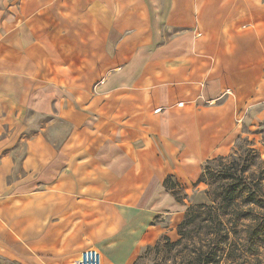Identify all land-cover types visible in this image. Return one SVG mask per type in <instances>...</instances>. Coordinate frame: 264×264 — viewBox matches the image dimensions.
<instances>
[{
	"label": "crops",
	"instance_id": "crops-1",
	"mask_svg": "<svg viewBox=\"0 0 264 264\" xmlns=\"http://www.w3.org/2000/svg\"><path fill=\"white\" fill-rule=\"evenodd\" d=\"M261 77L264 0H0V264H132Z\"/></svg>",
	"mask_w": 264,
	"mask_h": 264
},
{
	"label": "rangeland",
	"instance_id": "rangeland-1",
	"mask_svg": "<svg viewBox=\"0 0 264 264\" xmlns=\"http://www.w3.org/2000/svg\"><path fill=\"white\" fill-rule=\"evenodd\" d=\"M262 82H264V77H261ZM253 98H246L247 103L241 109L237 135L228 153L206 160L202 166V172L205 168L202 178L199 177L195 183L191 184L189 190L183 189L176 180L169 179L168 184L175 186L181 197L188 194V197L185 198L187 205L191 201L196 204L211 205L209 190L212 192L213 188L220 183V176L228 174L226 166L234 164L235 167V162L239 166H249L246 172L249 180L256 182L254 184L259 185V193L264 195V99L253 102ZM251 206L255 213L264 212V209L257 204H251ZM244 208L247 207L244 206ZM233 218L224 216V223L228 230H223L220 237L209 233L207 227H192L190 239L186 238L177 243L180 240L178 225L182 218L174 222V231L167 236L161 237L164 235L163 233L154 243L143 245L132 264H198V256L203 255L205 250L209 252L214 248L217 249V253L214 255L215 260L209 264H264V246L254 247L245 240V233L231 226L236 223ZM158 221L161 220L158 219ZM242 223L246 224L247 220ZM170 231L171 229H168L167 232ZM217 244H219L218 247H216ZM3 264L9 263L3 262Z\"/></svg>",
	"mask_w": 264,
	"mask_h": 264
},
{
	"label": "trees",
	"instance_id": "trees-1",
	"mask_svg": "<svg viewBox=\"0 0 264 264\" xmlns=\"http://www.w3.org/2000/svg\"><path fill=\"white\" fill-rule=\"evenodd\" d=\"M226 167L227 171H229L228 174L220 176V183L213 188L212 192L209 190L212 204H196L191 201L187 206L184 217L178 225L180 240L177 243L182 242L186 238L190 239L192 236L190 229L192 227H207L209 233L215 235V237H220L223 230H228L224 223V216H230L234 217L233 219L236 221L231 226H234L238 231H243L245 233V240L254 247L258 245L264 246V212L255 213L254 208L251 206V204H257L264 209V195L259 193V185L249 180L246 174L248 165L239 166L235 162V167L234 164ZM204 172L205 168L200 178H202ZM169 179L170 176L165 181L166 187L175 194L178 201L185 203V198L188 197V194L181 197L176 187L170 185V183L168 184ZM245 194L247 196L244 197ZM244 206L247 208H244ZM245 220H247V223L243 224L242 222ZM163 236L167 235L164 234L161 237ZM218 246L219 244L216 247ZM216 253V248L209 252L205 250L203 255L198 256V264L213 262Z\"/></svg>",
	"mask_w": 264,
	"mask_h": 264
},
{
	"label": "built area",
	"instance_id": "built-area-1",
	"mask_svg": "<svg viewBox=\"0 0 264 264\" xmlns=\"http://www.w3.org/2000/svg\"><path fill=\"white\" fill-rule=\"evenodd\" d=\"M79 264H101V254L96 249L84 251Z\"/></svg>",
	"mask_w": 264,
	"mask_h": 264
},
{
	"label": "bare ground",
	"instance_id": "bare-ground-1",
	"mask_svg": "<svg viewBox=\"0 0 264 264\" xmlns=\"http://www.w3.org/2000/svg\"><path fill=\"white\" fill-rule=\"evenodd\" d=\"M92 250H93V249H92ZM97 251H98V250H97ZM83 253H84V252H83ZM83 253H82V254H83ZM82 254L77 258L78 261H77V259L75 260V263H76V264H79V262H80V260H81L80 258H81V256H83ZM101 264H102V263H101Z\"/></svg>",
	"mask_w": 264,
	"mask_h": 264
}]
</instances>
